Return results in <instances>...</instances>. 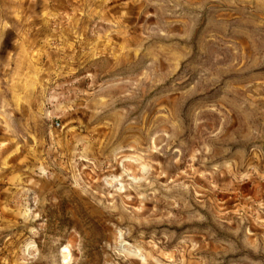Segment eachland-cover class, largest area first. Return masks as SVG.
I'll list each match as a JSON object with an SVG mask.
<instances>
[{
	"label": "rangeland",
	"instance_id": "1",
	"mask_svg": "<svg viewBox=\"0 0 264 264\" xmlns=\"http://www.w3.org/2000/svg\"><path fill=\"white\" fill-rule=\"evenodd\" d=\"M0 264H264V0H0Z\"/></svg>",
	"mask_w": 264,
	"mask_h": 264
}]
</instances>
